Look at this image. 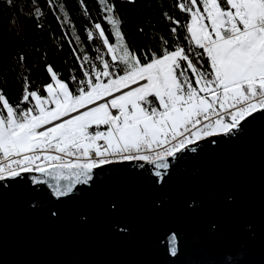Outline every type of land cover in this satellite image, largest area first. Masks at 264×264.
Wrapping results in <instances>:
<instances>
[{
	"label": "snow or ice",
	"instance_id": "obj_1",
	"mask_svg": "<svg viewBox=\"0 0 264 264\" xmlns=\"http://www.w3.org/2000/svg\"><path fill=\"white\" fill-rule=\"evenodd\" d=\"M99 3L114 42L101 23L94 29L110 61L98 55L85 68L84 55L75 90L50 65L41 88L23 77L16 103L0 89V186L28 176L60 199L117 162L151 166L161 183L171 162L200 143L214 145L264 116V0H174L186 14L165 13L174 40L161 37L162 50L143 58L128 47L114 6ZM35 15H43L38 7ZM168 247L175 256V234Z\"/></svg>",
	"mask_w": 264,
	"mask_h": 264
},
{
	"label": "water",
	"instance_id": "obj_2",
	"mask_svg": "<svg viewBox=\"0 0 264 264\" xmlns=\"http://www.w3.org/2000/svg\"><path fill=\"white\" fill-rule=\"evenodd\" d=\"M216 140L161 183L136 162L97 169L60 199L28 176L4 182L0 264H264V116Z\"/></svg>",
	"mask_w": 264,
	"mask_h": 264
},
{
	"label": "trees",
	"instance_id": "obj_3",
	"mask_svg": "<svg viewBox=\"0 0 264 264\" xmlns=\"http://www.w3.org/2000/svg\"><path fill=\"white\" fill-rule=\"evenodd\" d=\"M108 3L114 6L115 15L122 22L128 47L141 58L145 53L150 56L153 51L162 50L161 37L170 43L174 40L170 33L174 25L165 18V13L181 20L186 16L175 7L174 0L131 3L108 0ZM36 7L43 13L39 18L35 15ZM65 13L68 22H65ZM105 15L99 0H36L35 6L32 0H12L11 5L7 0H0V89L9 101L16 103L20 99L23 77L29 79L33 90L49 83V65L75 90L72 77L83 76L84 55L91 58L84 64L85 68L90 63H99L95 60L98 55L110 61L94 29L95 23H101L114 42ZM88 31L94 32V40L89 41ZM20 56L25 57L23 63L19 61Z\"/></svg>",
	"mask_w": 264,
	"mask_h": 264
}]
</instances>
